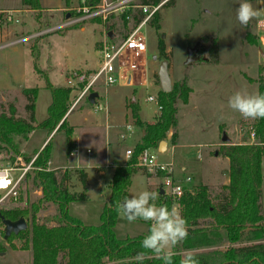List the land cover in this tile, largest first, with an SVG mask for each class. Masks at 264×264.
I'll use <instances>...</instances> for the list:
<instances>
[{"label":"rangeland","instance_id":"rangeland-1","mask_svg":"<svg viewBox=\"0 0 264 264\" xmlns=\"http://www.w3.org/2000/svg\"><path fill=\"white\" fill-rule=\"evenodd\" d=\"M251 2L255 7H264V0H251ZM79 4H81V0H73L70 5H67L65 0H55V5L52 6L55 8L56 5V7L61 5L60 9L62 10L44 9V12H40L44 15L49 13V19L53 24V30H51L53 33H51V37L49 36L52 44L50 47L45 45L42 48L39 60L42 68H47L49 63L53 66L49 74L53 84H65L72 87L69 81L75 75L72 72L67 75L68 71L79 69L77 72H81L88 64L96 65L97 54L94 44L96 41L102 40V25L86 21L54 31V28L66 21V11L63 9ZM18 5H21L19 9L22 10V0H0V11L14 17V20L10 22L5 13H0V90L4 91L0 92V110L8 109L11 104H14L18 107L19 114L25 115L27 98L24 95L18 97L20 92L17 90H20V87L39 86L41 89L37 101L36 116L38 121H42L48 114L52 93L50 88L46 86L45 80L40 78L37 73L34 75V61L31 57V44L34 43L35 39L32 36L39 32L42 24H39L31 13H28L31 14L28 16L23 11L15 10ZM238 6L239 0H171L165 3L158 11L160 16L159 28L156 29L149 22V25L143 29L149 46L146 63L143 64L149 76L148 86L129 87L122 82L116 86L105 88L98 86L91 90V93H101L108 99L111 111L112 102L115 110H117V103L121 94L127 90L135 89L134 95L138 101L142 119L153 122L155 116L159 114L158 105L156 101L149 102L147 97L152 95L158 98L160 64L167 62V72L171 85L173 82L186 77L188 86L192 88L189 94V103L183 104L180 100L177 102V129L180 134L181 145L171 150L170 135L168 134L163 139L169 143L168 150L164 153H159L163 151H159L158 148L154 150L158 161L174 164L173 175L176 179L184 180L186 177H190L191 180L187 183L189 185L185 186L187 188L200 184L196 167L200 163H204L205 152H207L210 160L216 157V167L210 173V177L208 176V182L212 184L211 194L213 196L220 192L221 178L224 177V169L220 168H223L224 164L226 165V160L219 154L220 146L228 143H242L243 138L247 140L250 137V129L253 130L251 126L254 120L245 119L238 112L233 111L228 105V99L235 91L241 89L258 92L257 78L261 74V66L264 65V43H262L264 32L256 20L251 21L246 28L240 25L236 19ZM30 17L35 20L36 27L24 28L31 21ZM43 17L42 22L44 23ZM115 22L118 23L117 29L124 33L126 30L122 26L120 17ZM82 26L86 27L85 30L81 29ZM132 26L133 24L130 23L129 27ZM110 29L113 30L112 26ZM247 34L251 35L252 40L246 37ZM27 37L30 38L26 39ZM44 39L45 37L41 41ZM160 39L165 43L164 55L160 54L157 49V42ZM213 43L217 46L216 56L211 53ZM192 47H195L191 54L193 61L186 63L187 52ZM49 56H51L50 62H48ZM18 62H20L19 66H17ZM17 69L20 70L17 71ZM91 72H95V69ZM19 73L20 76L17 80ZM72 88L68 111L79 94V88L82 89L83 86ZM128 102L130 103V99L127 100L125 114L122 115L121 111L118 110L119 117L122 115L121 119L124 120L123 124L114 125L110 123L116 127L117 135L125 124H135L132 108ZM83 109L86 110L80 114L79 112H82ZM93 110L94 108L90 106L88 99L84 98L73 109V116L76 115V118L82 120L87 116L88 122L95 124L98 119L97 115L103 116L105 113L98 114ZM70 126L71 121L68 120V126L66 125L61 131L53 134V140L52 137L50 138L52 140L50 159L52 164L49 161L47 168L88 167L86 169L90 174L87 184L88 198L71 202L69 213L87 225H99L102 211L110 196L113 168L118 164L128 163L132 158L126 159L123 163L111 160L107 163L106 168H94L95 166L92 164L96 155L94 152L89 154L87 148H85V153L81 152L79 148V155L70 156L68 137L65 133ZM240 127L243 128L242 132H240ZM137 129V141L133 146L131 145V149L138 142L142 144V130L144 128L138 126ZM93 130L95 129L90 131ZM223 134L229 138L228 142L222 141ZM45 137L46 131H38L29 140V149L39 147ZM24 144H22V153L30 158V161H26L22 156L8 149L0 150V161L11 162L16 168L21 163L30 165L27 174L31 173L30 177L32 178L35 171L40 168L34 162L43 149L25 153L23 151ZM262 159L264 170V155ZM181 166L185 167L184 172L180 171ZM104 169L105 174H100L99 172ZM27 174L20 184L18 199L4 198L0 194V212L1 210L27 207L32 201L42 196L41 189L33 188L32 179L26 180ZM162 180L161 177L157 176L156 170L143 167L133 175L127 197L137 195L143 190H155L159 193ZM74 188L81 191V183L77 181ZM260 202L264 206V179ZM55 213L56 208L52 205L49 209L41 211L39 216L41 219L50 218ZM149 227L150 222L140 219L129 222L119 215L115 232L119 238L135 237L146 235ZM23 245L22 238L14 237L12 234L6 238L4 231L0 232V264H32V252L24 249ZM176 249L177 246L173 251Z\"/></svg>","mask_w":264,"mask_h":264},{"label":"trees","instance_id":"trees-1","mask_svg":"<svg viewBox=\"0 0 264 264\" xmlns=\"http://www.w3.org/2000/svg\"><path fill=\"white\" fill-rule=\"evenodd\" d=\"M87 1L94 4L99 2ZM161 1L142 0L143 3L154 5ZM72 2L73 0H65L67 5ZM22 7L30 10L35 20L42 24L40 30L53 26L49 13L45 15L40 13L44 12L40 0H22ZM42 17L45 19L44 23ZM143 17V13L133 14V26H136ZM121 20L126 30L124 33L117 29L118 23L115 22L111 26L113 30L119 32L120 37H125L130 29L126 14ZM159 20L157 12L150 21L156 29L159 28ZM51 33L53 32L36 37L31 45L35 68L42 74L53 94L48 116L41 122L37 120L38 87L22 89L23 95L27 98L24 116L19 114L18 107L14 104L8 109L0 110V150H12L26 161H30V158L22 153V144L29 139L33 130L42 128L51 134L56 129L61 131L68 126V118H65V115L68 112L73 88L53 85L48 73L42 70L37 62L41 48L48 42ZM44 37V41H41ZM246 37L252 40L250 34ZM157 49L164 55L165 43L162 39L158 40ZM211 53L216 56L215 43L211 46ZM257 85L258 92L264 94V65L261 66ZM191 90L186 77L173 82L169 92L159 89L157 103L161 109L153 122L142 119L138 101L129 103L135 124L144 128L142 144L138 142L134 146L132 159L128 163L115 166L110 181L109 200L102 211L99 225H87L69 213L71 202L88 198V172L83 167L48 169L47 165L52 155V140L46 144L34 162L40 168L35 171L34 177L31 178L30 173L26 178L27 181L32 179L33 188L41 189L42 196L27 207L0 212V217L4 216L13 221L22 217L26 219L29 224L27 229L12 235L22 238L24 249L31 250L32 264H163L162 260L156 259L150 253L147 254L150 258L142 262L135 260L136 254L144 251L141 241L145 235L119 238L115 232L119 217L116 208L117 204L127 197L133 175L142 169L137 164L140 152L145 148L157 149L160 141L165 139L170 131V143L177 144V102L180 100L186 104ZM251 128L255 134L253 143H248L243 138L242 143L222 144L219 148V154L229 162V183L221 186L219 194L213 196L212 188L207 184L184 187L178 199H173L159 190L157 203L169 207L176 203L187 221L188 237L177 245L174 251L177 253L173 258L174 264H179L183 251L202 247L210 249L197 251L200 264H264V243L260 241L264 240V207L260 202L263 183L264 119H255ZM65 132L70 141L68 147L70 155L73 151L71 140L74 128L70 126ZM242 135L244 137V134ZM164 175V172H157V176L162 179ZM77 181L82 185L81 191L74 188ZM52 205L56 208L55 215L41 219L39 213Z\"/></svg>","mask_w":264,"mask_h":264},{"label":"built area","instance_id":"built-area-1","mask_svg":"<svg viewBox=\"0 0 264 264\" xmlns=\"http://www.w3.org/2000/svg\"><path fill=\"white\" fill-rule=\"evenodd\" d=\"M166 1L167 0H163L159 4L154 5L143 3L142 0H99L96 4L87 0H82L81 4L66 9V16L68 14L69 16L66 17V21L63 22L62 25H58L54 28V31L63 27L74 26L97 19L101 20V23L105 27L104 37L100 41L98 47V66L95 72L75 73L74 78H71L69 81L72 87L83 86L82 89L79 88V94L73 101L69 111L76 108L82 99H88L91 90L98 86L100 88H105L119 85L122 82L124 85L128 86H148L149 76L143 64L146 63L149 46L143 29L149 25V22ZM138 12L143 13L144 17L136 26L130 27L125 37H120L119 34H115V32L110 29V26L114 24L113 21L115 18H122V16L126 14V18L129 21L131 13ZM0 13L5 12L0 11ZM6 17L10 22L14 20L12 15H7ZM52 28L53 27L39 30V32L32 37L36 38L43 34L53 32L51 31L53 30ZM261 29L264 32V28ZM29 38L30 37H27L26 39ZM137 73H140V76H135ZM100 94L98 93L95 103L93 104L94 111L96 113H105L108 116L110 112L108 99ZM147 100L149 102H157V98L152 95H149ZM160 109L161 107L158 105V111H160ZM127 125H132L134 127V133H128ZM242 131L243 128L240 127V132ZM250 132V137L246 141L248 143H253L255 134L252 129H250ZM135 133V124L127 123L119 133V138L122 141H126L132 138ZM88 152L91 154L92 150L89 149ZM155 152L156 151L152 148H145L140 152L137 164L142 168L146 167L149 170H156V172H164L165 175L162 180L161 192L173 199H178L184 187L191 179L190 177H186L184 180L176 179L173 175L174 164L172 162L167 163L158 161ZM132 154L133 149H128L126 151L127 158H131ZM70 155H79V148H75ZM19 159H21V157H19ZM29 169L30 165L28 166L25 163H21L20 166L16 168L11 162L0 161V194H2L4 198L18 199L20 184ZM3 231L5 232V224L0 217V232Z\"/></svg>","mask_w":264,"mask_h":264},{"label":"clouds","instance_id":"clouds-1","mask_svg":"<svg viewBox=\"0 0 264 264\" xmlns=\"http://www.w3.org/2000/svg\"><path fill=\"white\" fill-rule=\"evenodd\" d=\"M236 19L245 28L253 20L258 26L264 28V7H255L251 0H239L236 9ZM264 43V41H262ZM229 107L238 112L245 119H264V94L252 92L247 89L235 91L228 99ZM128 133H134L132 125H127ZM159 193L155 190H143L130 198L125 197L123 202L117 204V213L129 222L138 219L150 222L147 235L141 241L144 251L136 254L135 260L142 262L150 258V253L163 264H174L173 249L188 237L187 221L182 216L180 207L173 203L160 205ZM198 253L185 250L180 254L179 264H200Z\"/></svg>","mask_w":264,"mask_h":264},{"label":"crops","instance_id":"crops-1","mask_svg":"<svg viewBox=\"0 0 264 264\" xmlns=\"http://www.w3.org/2000/svg\"><path fill=\"white\" fill-rule=\"evenodd\" d=\"M41 1V4L43 6L44 9L46 10H62L60 9L61 8V5H59L58 7L55 6V8L52 6V5H55V0H40ZM163 1V0H162ZM161 1V2H162ZM169 2V0L166 1V3ZM165 4V3H164ZM163 4V5H164ZM19 6L21 5H18L17 9L15 10H19V11H23L24 13H26L28 16L32 14V12L28 9H19ZM162 7V6H161ZM160 7V8H161ZM67 8H64L63 11H66ZM28 13H31V14H28ZM133 14L135 13H131V17L129 19V25L130 23L134 24V20H133ZM119 17L115 18L114 19V23L115 21L118 20ZM121 19V18H120ZM30 20L29 21V24L24 26V28H35L36 27V22L35 20L30 17ZM92 23H98L100 25H102L103 29H102V38L104 37V31H105V27L103 26V24L101 23V20H90ZM113 25V24H112ZM85 26H82L81 29L82 30H85ZM115 32V34H119V32H117L116 30H113ZM120 36V35H119ZM51 37V35H50ZM50 37L48 38V42L45 43L43 45V47L45 45L47 46H51L52 42H51V39ZM100 41L101 40H98L95 42L94 44V47L96 49V65L95 64H91V65H87L86 68H84L83 71L81 72H91L92 70L96 69L97 66H98V47H99V44H100ZM32 45V44H31ZM42 47V48H43ZM42 48H41V51H42ZM31 57H32V60L34 61V75L37 73V75L39 74V77L44 79V77L42 76V74L38 73L36 68H35V59L33 57V54H32V51H31ZM40 57H41V54H40ZM40 60V58H39ZM39 60L37 61L38 62V65L39 67L42 69V70H45L47 73H48V76L50 74V71L53 69V66L48 65L47 68H42L40 66V63H39ZM51 61V56H49L48 58V62ZM20 65V62L17 63V66ZM83 69V68H81ZM20 70V69H17V71ZM77 70L79 69H75V70H72V71H68L67 72V75L69 72H72L74 73H78ZM20 76V73L17 74V80ZM135 76H140V73L136 74ZM50 79V77H49ZM67 79H68V76H67ZM45 80V79H44ZM51 81V80H50ZM148 82H149V79H148ZM46 83V81H45ZM52 83V82H51ZM53 84V83H52ZM55 86H68V85H65V84H53ZM46 86H47V83H46ZM131 87L132 86H135V85H130ZM129 86V87H130ZM137 86V85H136ZM39 88V93H38V97H37V101H38V98H39V94H40V87L39 86H36ZM48 87V86H47ZM23 88H31V87H20V90H17V92H20V95L18 97H20L21 95H23L22 93V89ZM49 88V87H48ZM51 90V89H50ZM134 90L135 89H131V90H127L126 92H123L121 94V96L119 97V100H118V108L117 110H115L114 108V103L112 102V110L109 112V115L107 116L106 114H104L103 116H98L97 115V123L95 124H92L91 122H88V118L87 116H85L84 120H82L81 118H76L74 115L73 116V110L72 111H68L67 114L65 115V118H68V120L71 121V127L74 128L75 130V134L72 136V145H73V150L75 148H80L81 149V152H84L85 153V148H87L86 150L88 151L89 149L92 150V153L93 152L95 153L96 155V158H95V161L94 163L92 164L93 166H95L94 168H97V167H105L107 166V163L110 162L111 160L114 161V162H120V163H123L127 158V155H126V151L128 149H131V147L135 144V142L137 141V132H138V129H137V125H135L136 127V133L134 134V136L132 138H129L128 140L126 141H122L120 140L119 138V135H117L116 133V127L112 126L111 124H123L124 120L121 119L122 115L126 113L127 111V100L130 99V102H135L137 101L136 99V96L134 95ZM8 91V90H6ZM0 92H4L2 90H0ZM52 93V91H51ZM190 98V97H189ZM52 101H53V94H52ZM51 101V103H52ZM50 103V105H51ZM90 103V102H89ZM129 103V102H128ZM189 103V99H188V102L186 104ZM49 105V107H50ZM90 106H92L93 108V104L90 103ZM36 107H37V103H36ZM48 107V109H49ZM37 109V108H36ZM86 109H83L82 112H79L80 114L83 113ZM118 110L121 111V117L120 116V113L118 112ZM94 111V110H93ZM26 111H24L25 113ZM99 114V113H98ZM111 114V115H110ZM24 116V114L22 115ZM48 116V114H47ZM46 116V117H47ZM37 117V116H36ZM74 117V118H73ZM156 117V116H155ZM154 117V118H155ZM78 119V120H77ZM38 120V119H37ZM44 120V119H43ZM42 120V121H43ZM41 122V121H39ZM150 122V121H149ZM111 123V124H110ZM94 127V128H93ZM91 129H95L93 131H90ZM223 130V129H222ZM38 131H46V137L44 138L43 142L41 143V145L39 147H34L33 149H29V140L38 132ZM59 131H57V129L55 131H53L51 134H49V132L46 130V129H42V128H39V129H35L33 130L30 135H29V139L25 142L24 146H23V151L26 153H32L34 151H40L42 150L45 145L52 139L53 140V137L52 135L55 134V133H58ZM66 133V132H65ZM169 135H171V131L168 133ZM42 135V134H41ZM67 135V134H66ZM219 135H220V131H219ZM218 135V136H219ZM52 137V138H51ZM74 137V138H73ZM51 138V139H50ZM128 141V143H127ZM166 148L163 152H159V153H164L168 150V141H166ZM68 143L70 144V141L68 139ZM132 145V146H131ZM181 145V142H180V134L178 132V140H177V144L176 145H170L171 146V150L172 149H176L178 148L179 146ZM69 147V145H68ZM69 149V148H68ZM71 156V155H70ZM206 157L204 163H200L196 168V171H197V175L199 177V180H200V184H207L208 186L212 187V184L210 182H208V176L210 177V173L214 170V168L216 167L215 165V158L213 159H209L208 157V154L207 152H205V155ZM224 159L226 160V165L224 164V167L223 168H220V169H224V177L221 178L222 179V185H227L229 183V174H228V170H229V162H228V159L224 157ZM51 163V161H50ZM52 164V163H51ZM125 164V163H123ZM76 167H83L85 169H87L88 167H84V166H76ZM112 168V167H110ZM218 168V167H217ZM114 169V168H113ZM185 170V167L184 166H181L180 167V171H183L184 172ZM87 171V170H86ZM88 172V171H87ZM105 169L103 171H100L99 173L104 175L105 174ZM114 173V172H113ZM89 174V172H88ZM90 175V174H89ZM262 175H263V179H264V170H263V159H262ZM181 176V174H180ZM90 177V176H89ZM181 178V177H180ZM90 179V178H89ZM199 184V183H198ZM196 184V185H198ZM263 184V183H262ZM189 184H187L186 186H188ZM264 207V206H263ZM261 242L264 243V240H260ZM224 243V242H223ZM221 243V244H223ZM210 247H202L201 249H190V250H193L195 252L197 251H202V250H209ZM29 252H31V250H29ZM184 252V251H183ZM182 252V253H183Z\"/></svg>","mask_w":264,"mask_h":264},{"label":"water","instance_id":"water-1","mask_svg":"<svg viewBox=\"0 0 264 264\" xmlns=\"http://www.w3.org/2000/svg\"><path fill=\"white\" fill-rule=\"evenodd\" d=\"M69 16V14L67 15ZM195 50V47H192L188 50L187 52V58H186V63H190L193 61V58L191 54ZM264 57V55H263ZM158 80H159V88L164 91V92H169L172 88L171 85V80L167 72V62H162L160 64L159 70H158ZM98 96L97 92H92L89 95V102L91 104L95 103V99ZM222 141L228 142L229 138L226 136V134L222 135ZM166 141L162 140L159 143L158 150L159 151H164L166 148ZM1 219L3 220L5 224V237L8 238L11 234H19L21 231L26 230L28 227V223L25 218H20L19 220L13 221L10 219L5 218L4 216H1Z\"/></svg>","mask_w":264,"mask_h":264}]
</instances>
